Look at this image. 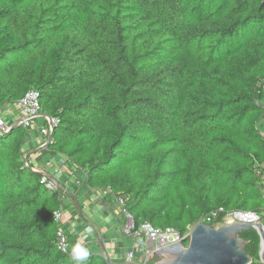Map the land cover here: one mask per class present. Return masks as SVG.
Returning a JSON list of instances; mask_svg holds the SVG:
<instances>
[{"label": "trees", "instance_id": "1", "mask_svg": "<svg viewBox=\"0 0 264 264\" xmlns=\"http://www.w3.org/2000/svg\"><path fill=\"white\" fill-rule=\"evenodd\" d=\"M32 89L40 149L84 175L72 185L123 199L136 229L185 236L220 208L262 217L264 0H0V115ZM47 116L60 119L48 149ZM32 125L0 136V264H75L73 244H93L71 209L55 218L69 185L42 183L46 161L35 170L25 148ZM240 236L264 264L259 232ZM140 238L137 261L159 259ZM88 248L86 264H110Z\"/></svg>", "mask_w": 264, "mask_h": 264}, {"label": "built area", "instance_id": "2", "mask_svg": "<svg viewBox=\"0 0 264 264\" xmlns=\"http://www.w3.org/2000/svg\"><path fill=\"white\" fill-rule=\"evenodd\" d=\"M41 94L38 90L32 89L20 100L14 103H8L4 106L2 114L8 110L9 113L15 116L16 122L8 123L5 118L0 115V136L9 133L15 126L24 125L29 127L32 125L34 120L37 117H40L41 113ZM47 125L42 128V133L45 136H48L43 147L48 149L49 143L52 141V135L54 128L60 123V119L47 116ZM61 162V163H60ZM44 165V175L42 178V183H44L51 190H58L59 183L57 178H60L64 174V166L66 164L63 158L54 164L52 161L45 162ZM59 163L61 165H59ZM39 165H35L34 169L38 171ZM47 168V169H46ZM107 193V191H105ZM119 206L124 214L128 218V222L123 226V231L130 237L137 238L145 236L148 241L152 242V246L146 251L147 256H151V253L155 249H160L169 244L176 242H184L187 237L190 236L192 229L199 223H208V224H218L222 225L224 223H234L237 220L244 221H255L260 218V215L252 211H241L234 210L225 212L223 208L213 211L210 214L205 215L201 220H199L195 226H192L189 232L183 236L179 231L174 228L159 229L156 228L151 222H144L138 229L135 228L134 221L132 216L124 209V200L118 198ZM65 210H57L55 212V218L60 221L63 218ZM57 244L59 249L67 252L70 249V241L68 235L64 232L63 228L58 231V241ZM137 247V246H136ZM135 253L134 250L128 253V259L132 262ZM146 259L144 262H147Z\"/></svg>", "mask_w": 264, "mask_h": 264}, {"label": "water", "instance_id": "3", "mask_svg": "<svg viewBox=\"0 0 264 264\" xmlns=\"http://www.w3.org/2000/svg\"><path fill=\"white\" fill-rule=\"evenodd\" d=\"M251 228L261 236L260 257L264 263V223L260 217L255 221L237 220L219 226L199 223L185 239L188 244L180 241L153 250L151 257L157 256V262L129 264H251L253 257L247 250V240L240 236ZM106 257L110 264H116L108 255Z\"/></svg>", "mask_w": 264, "mask_h": 264}, {"label": "crops", "instance_id": "4", "mask_svg": "<svg viewBox=\"0 0 264 264\" xmlns=\"http://www.w3.org/2000/svg\"><path fill=\"white\" fill-rule=\"evenodd\" d=\"M34 146L32 145V147H34ZM34 149H36V146L34 148H32L31 151H33ZM38 149H40V147ZM42 152L44 154H46L45 151H42ZM49 156H50V154H47V157H49ZM42 160H43V162L41 161L42 163L39 165V166H41L40 167L41 169H43L44 161H46V158L44 157V159H42ZM57 163H58V161H57ZM59 165H61V164L59 163ZM64 167L66 168L65 171L67 173V170L69 168L68 163ZM78 174H76V171H74V172L70 171L67 176H65L66 174H64V177L62 179L64 181H66V183L69 185V195L67 197H65V199H64L68 203V204L65 203L66 204L65 212L68 210L67 207H70V209L74 215L79 214L78 215L79 219L82 218L84 220L86 227H85V229H83L81 234H86L87 231H89V229H92V227L95 228V231L97 233V238L94 240L89 238L88 241L91 240V241H95V242L93 243L92 246H90L88 243L87 247H92V249H95L94 247L97 245V246L101 247V251H104L107 253L110 252L109 251L110 249L112 251L113 250L115 251L116 248L118 247V244L114 240H112L111 236H109V235L104 234L103 236H101V234L97 230V226L99 225L101 227L102 225L100 223H98V221L95 220L94 217L95 216H96V218L99 217V219L103 218V220L108 219L109 222H112V220H114L115 223H117V222L120 223L123 221V218H124L121 215L122 210H121L119 204H117L115 202L111 203L110 197L106 196L105 192H103L102 190H93L91 192L89 189H87L83 186L77 187L76 185H72L73 184L72 182L74 180H76L77 179L76 177L80 176L81 173H78ZM81 176H84V175L81 174ZM65 185H66L65 182L62 183V181H61V183L59 184V187H66ZM58 190H60V189L58 188ZM93 207H96V209H94ZM87 208H89V209H87ZM85 210L87 211V213L88 212L89 213L87 214ZM115 210H117V211H115ZM112 212H115V215L117 214V216H115L114 213L112 214ZM66 215H67V213H66ZM119 216H121V217L119 219H117V217H119ZM70 225H74V223L71 222L69 224V227L71 228L72 226H70ZM121 228L123 230V226H121ZM90 233H92V230L90 231ZM132 246H133V244H132ZM151 246H152V242L148 241V247L150 248ZM131 248L128 250V252H130ZM111 252H110V254H111ZM116 257H118V258H116ZM140 259H141V261H136L135 259H132V261L135 263H143L145 261V260H143V258H140ZM158 260L159 259L156 258L154 262H157ZM113 262H115L116 264H129L130 263L128 256L126 258L125 256H122V255L117 254V253L116 254L113 253Z\"/></svg>", "mask_w": 264, "mask_h": 264}, {"label": "rangeland", "instance_id": "5", "mask_svg": "<svg viewBox=\"0 0 264 264\" xmlns=\"http://www.w3.org/2000/svg\"><path fill=\"white\" fill-rule=\"evenodd\" d=\"M2 116L5 118V120L8 122V123H15L16 122V118H15V116L13 115V114H11V113H9V111L8 110H6L3 114H2ZM40 121V120H39ZM39 121H37L34 125H32V127H31V131H30V134H29V137H28V141H27V143H26V145H25V148L26 149H28L29 151H31V149H32V145L34 146H36V149H34L31 153H29V157H30V159L32 160V164H34V165H40L42 162H43V160L42 159H44V157L46 158V162L49 160V161H52L54 164H56L57 163V161H59L60 159H61V156H60V154H58V153H54V152H51V151H47L46 152V154H44L42 151L43 150H41V149H38L39 147H41L40 145H41V143H42V141H43V136L40 134V132L38 131V127L40 126L39 125ZM42 120L40 121V123L42 124ZM34 146V147H35ZM47 154H50V156L49 157H47ZM42 161V162H41ZM65 203L66 204H68L67 203V201H65ZM71 206V205H70ZM94 209H96V207H93ZM67 211H66V213H67V215L69 214V215H71V213H70V208L69 207H67ZM87 209H89V208H87ZM86 211V210H85ZM115 211H117V210H115ZM86 213H87V211H86ZM89 213V212H88ZM87 213V214H88ZM114 213V215H115V212H112V214ZM121 213V212H120ZM263 215H264V213L262 214V217H263ZM115 216H117V214L115 215ZM121 216H119V217H117V219H119ZM95 218V220H97L98 221V223H100L102 226L100 227L99 225L97 226V230H98V232L101 234V236H103L104 234L105 235H109V236H111V239L112 240H114L117 244H118V247L116 248V250L114 251H112L111 249L109 250L110 252H111V254H110V252H109V256H110V258L113 260V253H117V254H120V255H122V256H125L126 258H127V254L129 253L128 252V250L131 248V250L130 251H133V250H135V248H136V246H138L139 245V242H141V238L138 240V239H134L133 237H130V236H128L127 234H125L124 233V231L122 230V228H121V226H123L124 225V223H123V221L122 222H117V223H115V221L114 220H112V222H109V220L108 219H105V220H103V218H101V219H99V217H97L96 218V216L94 217ZM99 219V220H98ZM72 221H74V223L76 224H80V223H85L84 222V220L81 218V219H79V217H78V214L75 216V218H73V220ZM218 225H220V224H218ZM92 226V225H91ZM84 227V228H83ZM85 227H86V225L85 226H81V232L83 231V229H85ZM92 230V233H90V231ZM108 236V237H109ZM88 238H90V239H92V240H94V239H96L97 238V233H96V231H95V228H93L92 227V229H89V231H87V233H86V236H85V239L84 240H86V239H88ZM143 238H145L146 239V241H147V243H148V239L145 237V236H143ZM95 241H91L90 240V243H94ZM132 244H133V246H132ZM94 248H97L98 249V251H100L101 250V247H97V246H95ZM116 258H118V257H116ZM115 258V259H116ZM133 259H135L136 261L138 260L137 259V257L136 256H134V258ZM154 260L155 259H153L152 261H151V263H153L154 262ZM139 261H141V259H139Z\"/></svg>", "mask_w": 264, "mask_h": 264}, {"label": "clouds", "instance_id": "6", "mask_svg": "<svg viewBox=\"0 0 264 264\" xmlns=\"http://www.w3.org/2000/svg\"><path fill=\"white\" fill-rule=\"evenodd\" d=\"M90 255V249L83 243L77 241L73 244L71 249V258L75 262V264H86Z\"/></svg>", "mask_w": 264, "mask_h": 264}]
</instances>
